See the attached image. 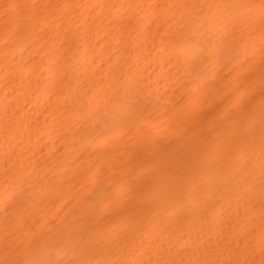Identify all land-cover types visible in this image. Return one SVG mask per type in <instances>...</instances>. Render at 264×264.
Segmentation results:
<instances>
[{
    "label": "snow or ice",
    "instance_id": "6c2138e0",
    "mask_svg": "<svg viewBox=\"0 0 264 264\" xmlns=\"http://www.w3.org/2000/svg\"><path fill=\"white\" fill-rule=\"evenodd\" d=\"M0 53V264H264V0H0Z\"/></svg>",
    "mask_w": 264,
    "mask_h": 264
},
{
    "label": "bare ground",
    "instance_id": "6f19581e",
    "mask_svg": "<svg viewBox=\"0 0 264 264\" xmlns=\"http://www.w3.org/2000/svg\"><path fill=\"white\" fill-rule=\"evenodd\" d=\"M0 55H2V53H0ZM0 68H2V65H0ZM0 75H2V73H0ZM2 95H3V93H2V91H0V97H2ZM41 113H43V101H41V107L37 110V113H36V115L40 117V119H39L38 122H39L40 124H43L44 116H45L46 114L41 115ZM211 116H212V113H209V116H208L207 118L210 119ZM51 211L54 212L55 209L53 208V209H51Z\"/></svg>",
    "mask_w": 264,
    "mask_h": 264
}]
</instances>
